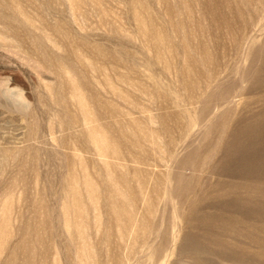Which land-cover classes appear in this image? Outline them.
I'll return each instance as SVG.
<instances>
[{
    "label": "rangeland",
    "instance_id": "1",
    "mask_svg": "<svg viewBox=\"0 0 264 264\" xmlns=\"http://www.w3.org/2000/svg\"><path fill=\"white\" fill-rule=\"evenodd\" d=\"M0 264H264V0H0Z\"/></svg>",
    "mask_w": 264,
    "mask_h": 264
}]
</instances>
